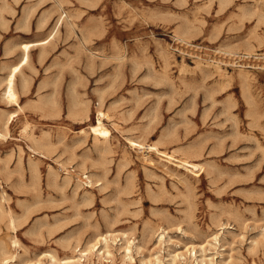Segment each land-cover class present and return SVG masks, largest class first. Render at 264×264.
I'll return each mask as SVG.
<instances>
[{"label": "rangeland", "instance_id": "rangeland-1", "mask_svg": "<svg viewBox=\"0 0 264 264\" xmlns=\"http://www.w3.org/2000/svg\"><path fill=\"white\" fill-rule=\"evenodd\" d=\"M6 1L11 8L0 7V130L2 118L15 110L18 115L0 139V191L7 194L17 229L2 221L0 235L7 241L18 237L17 263L51 250L64 256L71 252L63 247L67 240L112 229L133 240L132 264L160 249L167 257L168 251L199 248L213 233L220 234L218 250L232 255L231 264H264V1L64 0L62 6L57 0ZM61 11L75 22L73 29L61 26L44 59L40 48L32 50L22 109L8 104L2 80L19 61L20 44L44 38ZM43 15L48 23L38 28ZM248 41L256 54L236 55L249 58L222 50ZM213 59L223 60L225 76ZM241 63L250 71L248 83L238 76ZM17 86L22 90L21 76ZM83 100L92 122L100 103L112 115L105 119L112 152L102 155L92 133L80 134L88 129ZM29 134L41 136L45 154L30 149ZM127 136L158 143L176 158L200 153L192 159L205 171L195 176L156 151L131 149ZM30 157L38 161L36 184ZM62 163L74 179L64 186ZM50 167L59 172L61 186L48 184ZM83 172L104 175L105 186L83 184L75 193L76 175ZM187 174L189 187L182 181ZM254 239L260 243L252 250ZM140 244L142 251L135 247ZM113 250L114 264H121L120 250ZM221 258L216 255L217 264Z\"/></svg>", "mask_w": 264, "mask_h": 264}, {"label": "bare ground", "instance_id": "bare-ground-1", "mask_svg": "<svg viewBox=\"0 0 264 264\" xmlns=\"http://www.w3.org/2000/svg\"><path fill=\"white\" fill-rule=\"evenodd\" d=\"M260 1L262 2L264 0H260ZM63 2H64V0H57V3L60 4L61 6H62ZM0 7H1V9L6 10V9H10L11 5L5 0V2H3V4ZM3 14H4L3 12L0 13V18L2 19V21H4V15ZM29 15H30L29 13H26L27 17H29ZM48 15H49V13H48ZM75 15L76 14L74 12L70 13L71 17H74ZM68 16L69 15L67 13L64 14V12L61 11L59 13V16H58L55 24L53 25L51 30L48 32V34L44 38L39 39V40H35V41L23 42L20 44V49L22 50V55H21L19 61H17L16 63H14L12 65H9V71L3 77V80H2V83L4 85L3 98L8 104H11V105L15 104L20 109H22V105L20 104L21 94L27 93L29 90V79L26 76H24V68L26 66H28L30 63L31 52L33 49L40 48V53H39L40 54V56H39L40 60L44 59L46 52L48 51V50L46 51L47 46L50 45L53 42V40L56 38V36L59 34L61 26H63L65 23L69 30L73 29L75 22L72 19H69ZM67 17H68V19H67ZM47 23H48V18L46 15H43L39 19L37 27L42 28V27L46 26ZM177 37L180 38L181 40L186 41L183 33L177 32ZM254 39L256 40V42H258L259 46L263 44V39L260 36H256ZM80 41L82 42V40H80ZM83 45H85V44H83ZM223 49H225L224 51L228 55H230V57H233V56L237 57L238 56V57H247V58H249L252 53L256 54V50H257L256 45L253 44L251 41L246 42L243 46H228L226 48H222V50ZM222 50H220V51H222ZM241 50H244L245 53H249L250 55L246 56L243 53L236 55L237 54L236 52L241 51ZM7 51H8L7 53L12 52V47H9L7 49ZM95 54H97V53L95 52ZM216 61L214 60V62H216L217 64L213 65V67H215V69L221 74V76L222 75L225 76L226 75V72L224 71L225 69L220 64L221 62H223V60L219 59ZM197 63H199V65H200V62H197ZM244 66L245 65H243L242 63L240 64L238 76L242 82L248 83L249 82V74L248 73L250 71L247 70L246 67H244ZM19 76L22 77V90L18 89V86H17ZM208 96H210V94ZM99 99L102 101L103 96L100 95ZM210 100H211V98H210ZM74 101H76V100H74ZM82 103H83V114L85 117V121L88 122V129H86V128L82 129L80 131V134H83L84 137L87 138L88 134L92 133L93 139H94V141H93L94 148L99 153H101L102 155L109 153V152H112L113 151V147H112V143H111L112 133H111L110 128L107 127V125L105 123V119L111 118L112 115L108 112V110H105V108H103L102 103H100V106L97 108V116H96L97 118H96V121L94 123V121L92 122L89 104L86 103L84 100L81 102V104ZM77 113H79V109L77 110ZM17 115H18V113L15 110V111L9 113V115L5 119L4 118L1 119L2 129L0 130V139L6 138L7 129L10 126V123H12V121L14 120V118ZM29 139L32 142V145L29 146L32 151H36V152L38 151L40 154L46 153L45 151L41 150V148H43L44 145L46 144L41 140L42 139L41 136L37 137V136H35V134L34 135L32 134L29 136ZM126 143L129 145L128 147L131 149L140 150V149L148 148L149 150H153V151H156L157 153H159L161 155L162 159L164 158L167 161L175 160L177 162V163L176 162L175 163L178 166L185 167V169L188 172L195 174V176H199L201 174V172L205 171V167L203 164H201L200 162L199 163L195 162L192 159L196 156H199L200 153L194 154V153L183 152L185 154L184 157L176 158L174 156V154L168 153L165 150H161L158 146V143H150V144L145 143L144 140L141 139L140 137L127 136L126 137ZM45 146H47V145H45ZM48 148L46 147V150H48ZM23 151H24V149L21 148L20 154H19V163L20 164L22 163V161H24L23 160ZM127 154H129V152L127 149H125L124 150V157H126ZM202 154L203 153H201V155ZM61 166H62V169L66 170L65 171L66 175L63 177V182H62V184L64 186L66 184H70L71 182H73L74 179H73L72 174H71L72 170L68 169L64 163H62ZM80 166L81 167L84 166V161L80 164ZM122 166H124V165H122ZM209 167H211V166H209ZM29 171L31 173V176H32L35 184H36L40 179L38 161H36L35 159H33L31 157L29 158ZM59 176H60L59 172L56 169H54L53 167H50L48 170V174H47L48 184L53 185V186L60 185L59 184ZM76 176H77V179L74 182L75 185H73L75 193L78 191V189L83 184H86L89 187L100 186L101 188H103L105 186L104 175H99V174H96L93 172L91 174H85V172H83V174L81 176H79V175H76ZM188 176L189 175L187 174L183 178L182 181L184 183H186L189 187L191 184V179ZM0 185H1V183H0ZM6 195H5L4 191H0V232L3 228L2 221L5 222L4 224L7 228L12 229L13 231L17 229V218L15 217L13 211L10 208H7V206L5 205V201L7 200ZM187 199H189V195H187ZM231 226L229 225L228 227L230 228ZM160 228H161V226L158 228V230ZM165 234H166V229L162 227V232H161L160 238H159L160 243H163V241L165 240L164 239ZM4 237H6V236H4ZM4 237L0 235V263L1 264H88V263L90 264V262H92V260L94 258L97 259L98 264H105V262H112L114 264L115 252H114L113 248L120 250L121 264H132L136 260L134 255H133V240L129 239L128 234L126 232L119 233L118 231L116 232L115 230H112V229L107 230L106 232H102V233L97 232V233L93 234L92 236H90L86 240H83L82 238H79V237L76 238L75 240H67L63 244V247L70 249L71 252L65 254L64 256L59 255L55 250H51V251H46L44 253L42 252L43 254H41L39 256L36 255L34 258L21 260L19 263H17V259L19 258V254L17 253V251H18V247L20 246V241H19L18 237L15 234L11 235L10 237L7 236L8 239H10V241H7V239ZM259 243H258L257 239H254V240H252L251 246L249 248L254 250L257 248ZM219 244H220V234L219 233H213V236L208 240V242L206 244H200L199 248H196L195 245H190L186 248L185 251L184 250L181 251L182 248L180 250H174L173 252L168 251L167 257L164 254H162V250L160 249L156 252L150 253L148 257L141 258L140 261H141V264H163V262H165V261L168 264H179L182 262L187 263V264H194V262H196V264H217L216 255L221 254L222 258L220 260V264H231L232 255H229L228 258L224 257L223 252H220L221 250L220 251L218 250ZM135 247L138 250L143 249L141 244L138 246L135 245Z\"/></svg>", "mask_w": 264, "mask_h": 264}]
</instances>
